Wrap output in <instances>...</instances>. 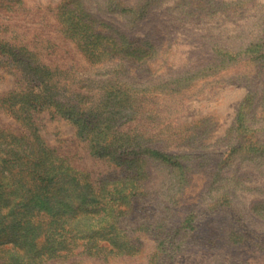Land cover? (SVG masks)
Returning a JSON list of instances; mask_svg holds the SVG:
<instances>
[{"label":"rangeland","instance_id":"obj_1","mask_svg":"<svg viewBox=\"0 0 264 264\" xmlns=\"http://www.w3.org/2000/svg\"><path fill=\"white\" fill-rule=\"evenodd\" d=\"M0 264H264V0H0Z\"/></svg>","mask_w":264,"mask_h":264},{"label":"trees","instance_id":"obj_2","mask_svg":"<svg viewBox=\"0 0 264 264\" xmlns=\"http://www.w3.org/2000/svg\"><path fill=\"white\" fill-rule=\"evenodd\" d=\"M74 19H76L75 16H73L72 19L71 18L68 19V17L63 19L64 25H65V22H67V26H68V29H66L65 32L70 29L69 33H71V31H74V30H81L83 33H87L84 29H82L81 27L77 26L78 25L77 22L78 23H81V22L80 21L75 22ZM97 38L98 37L92 38L91 34L85 36V39H84L83 43H86V41H87L88 44L86 43L87 45H85V48L88 49L90 53L94 52L93 50L95 48H98V43L96 42V40H98ZM102 49H103V47H102ZM14 61L17 62L18 65L25 64V66L26 65L30 66V63H29L28 59L25 58V57H22V56L21 57L15 56V60ZM8 62H10V61H8ZM39 82H43V81L39 79ZM42 88L44 89V87H38V89H37L38 91H36V92H32V91H34V90H32L26 95L25 94L24 95H20V98H23L24 99L23 101L25 103L27 102V100L29 101L28 102V107L30 108L29 110L34 109L36 111L37 110L40 111L41 109H43V107L47 103L48 99L52 98L51 94H46V93L42 94V91H43ZM42 95H43V99H42ZM15 96H17V95L16 94L12 95L11 92L8 94V98L9 99L13 98ZM72 100L73 99L70 98V99L65 101L66 103L64 105H65V109L66 110H65V112L63 114L68 116L70 119H72L75 122L74 107H76V104H78V100L80 101V99L77 100L76 98H74V101H72ZM62 103H63V101H62ZM76 114H78V113H76ZM106 144L108 146H110L108 143H106ZM102 148H103V145H100L95 150L97 152H101V151H98V150H101Z\"/></svg>","mask_w":264,"mask_h":264}]
</instances>
